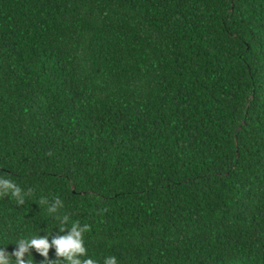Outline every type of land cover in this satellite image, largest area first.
<instances>
[{
    "label": "trees",
    "instance_id": "1",
    "mask_svg": "<svg viewBox=\"0 0 264 264\" xmlns=\"http://www.w3.org/2000/svg\"><path fill=\"white\" fill-rule=\"evenodd\" d=\"M0 173V241L58 196L101 261L264 264V0H0Z\"/></svg>",
    "mask_w": 264,
    "mask_h": 264
},
{
    "label": "clouds",
    "instance_id": "2",
    "mask_svg": "<svg viewBox=\"0 0 264 264\" xmlns=\"http://www.w3.org/2000/svg\"><path fill=\"white\" fill-rule=\"evenodd\" d=\"M31 195L30 189H23L9 174L0 173V196H8L16 204L23 205ZM38 206L56 226L50 232L43 231V235L41 231L29 232L15 240L0 241V264H35L33 249L44 258L42 264H119L115 255L104 256L102 261L89 255L85 233L90 232V225L72 219L63 211V199L42 195ZM10 244L16 246L12 253L7 251ZM50 249L54 250V259H49Z\"/></svg>",
    "mask_w": 264,
    "mask_h": 264
}]
</instances>
